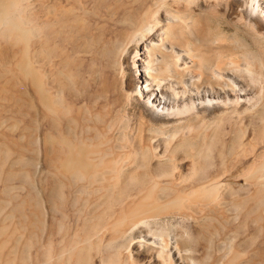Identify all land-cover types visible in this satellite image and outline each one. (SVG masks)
Masks as SVG:
<instances>
[{
    "label": "rangeland",
    "instance_id": "374dc122",
    "mask_svg": "<svg viewBox=\"0 0 264 264\" xmlns=\"http://www.w3.org/2000/svg\"><path fill=\"white\" fill-rule=\"evenodd\" d=\"M225 1L231 2L232 0H229V1L225 0ZM0 2H7V4L9 2H11L10 3L11 6L9 8L13 13L16 12L15 13L16 15L15 14H12V15L9 14V15L3 16L4 11L2 12V10H0V12L2 13V16L4 18L6 16H7V18L9 17L10 19L12 17H14V19L18 18L19 22H18V20H14V21L16 22V24H18V26H20V30L18 29V27L15 28L14 24H13V23H15L14 21H11L7 18L6 19L2 18L1 14H0V18H1L0 19V72H1L0 73V81H1L0 82V85H1L0 92H2V93H0V110H1L0 111V205L4 206L3 208H1V206H0V209H1L0 210V216L2 217V218L0 217V224L3 220H5L4 221L5 224H6V222H7V224L10 223L8 217H6V215L8 216V214H7L8 211L6 212V210H8V208H10L9 205L11 206L12 204H14V201H13L14 198H15V200H19V198L21 200V199H24V196L25 197L28 196V198H29L30 195H28V194H31L30 198H32V200H35V201H33L34 203H32V201H31L32 205L34 204L32 207L33 208L36 207L35 209L39 210L40 207L42 208V206L44 205L43 210L45 211L44 212V211L39 210L38 215H39V219H40V222H39L40 225L38 224L37 227L33 230V232L31 234H28L23 229H19V231L15 232V234H13V242L11 243L12 245L11 244L2 245V246L0 245V261H1L0 264L1 263L2 264H6V263L12 264L13 262H14L13 264H56V263L60 264L61 259H64L66 262L68 261L67 263H65V261L63 262V260H62L63 264H75V263L76 264H101L104 260V257L109 255L108 253H110L111 250H112L113 254L112 253H110V254H112V255L116 254V255H118V257L120 256L121 259H123V260L125 259V261H127V262L129 261L128 262L129 264H131V263L145 264V262L151 257H154V259L159 258L158 261L154 262V264H161L163 258L161 260V257H157V254L161 253L163 256L164 255L167 256L168 254H171L172 252H174V253H172L170 256H171V259H173V263L175 262L174 264H184V263L185 264H194L193 261L196 263H198V261H199V264H201L200 263L201 261H202V264H215V263L216 264H233V262H231L232 260L230 258L234 259V262L236 261L235 264H237V262L239 260H240L241 264H250V261H249L250 258L252 260H254L253 264L254 263L255 264H264V258H263L264 257V241H262V240H264V237H263L264 236L263 235V233H264V219H263L264 218V39L258 37L255 34L251 22H248L244 19H238L237 22L236 21L230 22L231 18L229 15H226L224 17L223 15H220L217 13V14L211 15V17L203 18L204 20L202 19L204 29L208 30V34H209V36H206L207 31H203L204 32L203 35H205V37H206L204 39H203L202 35L198 34V32H197L198 31V29H197L198 25H197V27H195L196 22L193 21L192 19H191L192 21L190 20L192 22V24H191V22L188 21L190 23V24L189 23L188 24L192 25V27L189 26V28H188V30L190 29L191 31L190 30L188 31L183 26L181 27V29L175 28V30H173V35H170V34H164L163 35L162 31H160L161 36L162 37L164 36V38H166V39L172 40V37H175V38H178L179 40H190V42H192L194 47H196V46H202L203 47L204 46V48H207V49H208V46L205 47L204 42L207 43L208 40H210L216 36L223 41V37L226 35L224 38H225V41H227V42H225V43L227 46L230 45L229 47L234 50V51L233 50H230V51H232L233 53L235 52V53L234 54L232 53L231 57H225V59H224V57L220 56V58H222V59H220V58L218 59L217 53L215 51H212L211 53H213V54L210 53V56H211L210 58L213 57V61H218V62L221 61L220 63H222V61H223L222 64H224V65H227L229 63L228 61L231 62L233 59H235L232 61L233 63L239 62L236 64V66L238 68H236V66H233V68H234L233 69L231 66H228V68L231 67L228 70L230 71V69H232L230 71V73L231 74L234 73L235 74V76L233 74L234 78L237 77L236 79H238L239 89L241 92L243 91L242 93H244V96L242 97V99H240L241 101L242 100L243 101L242 102L239 101L238 102L239 104L238 103H236V104L235 103L234 104L228 103L225 107L220 108V109L210 108L209 111H207V114L210 115L213 111H215V112H217V114H219V118H210V116H206V119L204 120L205 123L202 121L203 124L200 122L199 124L196 125V127L192 128L191 130H184V131L179 132L177 130L180 129L182 125L180 123L173 122L174 120H179L177 118V117H179L178 116L179 113H178L177 109H175V108H174L175 109L174 112H172V115H171V117H173V118L169 117V118L165 119L163 117H157V118L151 119V110L147 104L148 99L144 97L143 79L140 78V76H139V72H141V69L139 68L138 65L141 64L140 61L142 60V57H143V56H141V54L143 52V45L140 44L137 48L138 54H139L138 59L140 61L133 59V51L137 47V41L140 39L139 42H143L142 44L148 42L153 37L154 33L159 32V27L157 25H153V26L151 25V26L143 29L139 33L137 38L134 39L133 41L129 42L128 44H125V42L121 43V42H119V40L117 38L118 31H120L123 27V24L121 23V19H119L116 16H113L110 13V9L108 7L102 6V4H100V3H98V5L95 6L94 4L90 3L91 0H75L76 3H79V5H80L79 7L81 9L79 12L80 16L75 18L74 22L72 24V25H74L75 23L78 22L77 23L78 25H76V24H75L76 26L74 25L76 27V33L77 34H76V36L70 37L67 35V34H69V32H66L64 36H63V34L60 36L58 33L55 32L54 35H56V36L59 35L58 36L59 38H58V37L53 35V32H51L53 29L50 30V28L49 29L47 28V30L43 34H39L38 32L42 33L39 30V28L41 27L42 23H44V22L41 19L40 20L42 22L40 20L36 21L34 19H30V17H31L30 13L35 8H37V10H38V7H39V9L41 8L40 3L38 4V1L36 2V0H33L31 2V0L30 1L29 0H0ZM31 3L33 6L37 3L36 7L35 6L32 7L30 5ZM251 3L253 4L254 2L252 1ZM13 4H14V6H13ZM0 6H1V3H0ZM28 6L31 8H34V9H30ZM159 6L160 7H159L158 14L154 20L163 21L165 19V17H174L176 15V14H173V13H175L174 12L175 11L174 5L171 4L169 1L162 2L159 4ZM1 7L3 9V6H1ZM28 8L31 10V12ZM68 8H69V5H68ZM11 11H9V12L11 13ZM21 13H24V14H21ZM4 14H5V12H4ZM19 18H21V19H19ZM27 18H29L30 20ZM83 18H85V19H83ZM224 18H225V20H224ZM263 19H264V16H263V14H261L260 18H258V22H257L260 25V27H264ZM30 22L31 23L33 22V23L31 24ZM34 22H36L37 24H38V22H40L39 23L40 26L36 25V23H35V25L37 26V27L35 26L36 29H34ZM32 25H33V27H32ZM86 26H88V28ZM21 28H24V29L21 30ZM30 28H31V30H30ZM192 28H194V30ZM86 29H88V30H86ZM24 30H26L27 33L29 32V30L31 33L33 32L34 34L33 33L31 34L29 32L31 34V37L33 36V38L29 37L28 34H26ZM84 30H86V31H84ZM184 30L186 32H189L188 33L189 35H187L185 32H183ZM20 31L21 32L24 31V33L23 32L21 33ZM194 31H196L195 33L197 35L194 34ZM19 33L22 36L27 35L26 37L27 38L29 37V38L27 39L26 37H21L19 35ZM38 34H39V36H38ZM91 34L93 37L91 36ZM17 35H19L21 38H23V41H22V39H21V41H19L20 37L19 36L17 37ZM40 35L42 36L43 40H42V38H40ZM44 35L49 36L47 39L48 45L52 46L54 43V45H55L54 47H56L55 49H59V50L62 49L64 51V54L66 55L65 60L62 59L60 61L59 58H61V57H56V59L54 58L55 60L53 61V63L55 62L54 63L55 67H54V64L50 65V64H52V61L50 60L52 58L47 59V61H45V65L47 64L46 66L42 65L43 63L41 64L40 61H38L37 65H35L37 62L34 64L37 67H40V65H42L41 66V70H42L41 81L43 82L44 79L47 78V80H45V83L43 82L42 85L44 84L43 88L46 89L45 90L46 92L49 91L48 93H50V94H52V92H53L52 95H55L56 87L58 84L57 82H59L60 77H62L64 75L63 76L64 81L62 80V82H64L66 84V88L68 90L65 88L66 90H64L63 95L61 94L62 99H64L63 100L64 103L62 102L60 108L58 107V113L57 114H55L54 112L52 114L47 112L45 105L43 104L44 100H43L41 94L40 93H39L40 95L37 94L35 89L33 88V84H31L33 81V77H32V74H29V73L31 72L32 67L28 68L29 64L30 65L33 64V61L31 60V57H32L31 53H33V51H32L33 50L32 49L33 43L36 41V43H34V45H36V47L39 48V45L41 46L43 44V41L46 40L44 38ZM34 36H36V37H34ZM194 36H195V38H198V39L200 38L201 40L200 39L199 40L194 39ZM9 37H11V38H9ZM38 37H39V40L38 39L35 40V38H38ZM77 37H79V38L77 39ZM25 38L27 39V40H25V41H27L26 43L24 42ZM30 39L32 40V43L30 41L28 42V40H30ZM196 40H197V42H196ZM69 41H70V43H69ZM75 41H78V42H75ZM193 41L198 43V45L196 43H194ZM27 43H30V44H27ZM74 43H75V45H74ZM84 44L86 46H84ZM113 45H114V47H116V50H117V48H119V49L121 48L119 53L117 54V56H115L116 58L113 56L114 54H111L110 48H109V47H112ZM127 45H128V47H127ZM24 46H26L25 47L26 50L32 49L31 50L32 52L27 50L30 53L29 52L28 53L25 52L26 54L23 52L20 53V51H23ZM71 46L73 47L74 50L72 49ZM27 47H29V48H27ZM83 47H85V48H83ZM26 50H24V51H26ZM17 51L19 54H17ZM6 54H8V55H6ZM78 54H79V56H78ZM17 55H19V56H17ZM28 55H29V57L31 55L30 59L27 58ZM67 55L68 56L70 55V57H68ZM77 57H79V58H77ZM17 58L18 59L20 58L19 61ZM21 59H23L24 62H21L22 61ZM71 59H73V60H71ZM227 59H229V60L227 61ZM82 60H83V62H82ZM27 61H29V62L27 63ZM72 61H75V62L71 63ZM243 62H244V64H243ZM18 63H20V64H18ZM61 63H63V64L61 65ZM75 63H76V65H75ZM133 63L135 64L136 68L133 66ZM248 63L249 64L251 63V65H249ZM23 64H24V66H23ZM66 64H67V66H66ZM81 64H83V65H81ZM239 65H241V67ZM50 66H52L53 69ZM62 66L64 69L62 68ZM68 66H70L71 68H73L74 66L75 67L73 69H71L70 67L68 68ZM108 66H109V68H108ZM45 67H48V68L50 67V69L46 68V70H43V69H45ZM224 67H226V66H224ZM67 68L71 69V71L73 72V77L69 78L65 75L66 74L65 71ZM243 68L244 69L246 68V69L244 70ZM61 69L63 72L59 71ZM79 69H80V72L78 71ZM102 69H105L106 71L102 70ZM49 70H51L52 72ZM82 70H84V71H82ZM53 71H55V72H53ZM50 73H52V74H50ZM76 77H78V78H76ZM75 79L76 80L78 79V80L76 81ZM106 80L115 81L116 84L119 86L121 83H123L124 84L123 85L124 86L123 92H121V90L119 88L117 93L121 94L122 97L124 94H127L128 99H125L126 101L123 100L122 104H119L115 107L112 106V107L108 108L107 105L109 104V102H107V101L110 100V102H111L112 100L116 99L118 96H117V94L112 93L111 90L108 91V90L102 89L103 84L105 83L104 81H106ZM46 81L48 82V84L46 83ZM46 85H48V86L46 87ZM53 86H55L54 89H53ZM100 86H102V87H100ZM4 88H5V90H3ZM7 88H9V89H7ZM74 89L77 91H75ZM7 90H8V92H7ZM137 91H139L140 96L137 95ZM98 95H100L99 100L97 98ZM15 96H17L18 99H16ZM6 98H8V99H6ZM10 98L13 100H11ZM15 100H16V102H15ZM71 100H73L74 102ZM68 101L69 102L71 101V102L69 103ZM14 102H15V104H14ZM65 103H68V104H65ZM10 104H12V105H10ZM62 104H64V105H62ZM104 104H106V106ZM66 105L70 106V109L67 108ZM80 105H82V107ZM97 106L98 107L99 106L105 107V110H103L101 113V114H103L102 116H98V114H95L96 112L94 110L96 108H97V110L99 109ZM86 107L89 108V110H86V112H85L84 109H87ZM111 108H113V109H111ZM180 108L181 107H178V110H180ZM92 109H94V110H92ZM62 110L64 113H62ZM67 111L70 112L71 116H68L70 114ZM91 111H93V112H91ZM71 112L73 114H75V116H73V114ZM65 113H66V115H65ZM175 113H178V114H175ZM173 114H175L177 117H175ZM60 115H62V116L60 117ZM66 116H68V117H66ZM78 116H80V117H78ZM51 118H53L54 122L56 123V129L55 130L53 129L52 135H54V136L57 135V137L59 136V134L69 136L68 138H70V140L73 141L72 143L74 145H77L80 147L77 149L79 151L74 150V149H70L72 147H69L67 145H65L66 146V150H65L64 144L59 145L57 143H54L55 145L53 146V144L48 143V141L46 142V139L44 136H46L45 134L48 131V127H49L48 124H49V121L52 120ZM70 119L73 122H71ZM74 120H76L77 123H76V121L74 122ZM79 124H80V126H79ZM88 125L93 129H91ZM170 125H172V126L170 127ZM94 126H96V127L98 126V128H94ZM99 126H101V127H99ZM162 126H164V127H162ZM76 127H78V128L75 129ZM78 129L80 130V132ZM95 130H96V132H94ZM76 132L78 134H76ZM89 134H90V136H89ZM149 134L150 135L152 134L151 137ZM87 135H88V137H87ZM99 138L102 141H104L103 144H99V143H102L100 140L98 141ZM103 138H104V140H103ZM113 138H114V142L112 143ZM122 138H123V140H122ZM28 139H30V140H28ZM29 141H32V142H29ZM74 141L75 142L78 141V142L75 143ZM107 141H108V143H106ZM149 141H150V143H148ZM27 142H29V144ZM79 142L81 145L80 144L78 145ZM110 142L112 144H109ZM17 143H19V144H17ZM148 144H149V146H148ZM16 145L18 146L17 148H16ZM29 145H31V146H29ZM57 145L60 149L57 147ZM83 145L84 146L87 145L88 147L86 146V148H85ZM101 145H103V146H101ZM50 146H51V148H50ZM92 146L93 147L96 146V147L93 149ZM99 146H100V148H99ZM115 146H116V148H115ZM108 147H110V148H108ZM148 147L150 148V150L147 149ZM84 148L86 149V152H85ZM101 148L103 151L105 150L106 154H103L104 152L101 150ZM48 149H49V152H48ZM63 150L67 151V152H64ZM97 150L102 151V155L100 154L101 152L99 153ZM114 150H116V151L114 152ZM38 151L40 153H38ZM71 151H72L73 155H82L85 153V156L84 155L83 156H84V159L86 160V162L88 163L89 167L94 166L97 170H99L98 171L99 172L98 174H100L99 177L97 175L95 177L97 179H95L93 177L91 178V179H94L96 181L98 180V182H99V183L96 182L97 184L95 183V181L92 183L94 188L91 186L92 184L88 183V182H92L93 180L92 181L88 180V179L86 180V178H85V181H87V182H84V178H82V179L80 178L79 181H77V182L81 183L80 184L81 186L79 184H76L75 180H73L70 184V182H67L64 179L60 178L59 176H56V174H54L53 171L50 169V166H49L50 163L48 160L49 155H51L54 152L55 154L59 155V157L61 158V157L67 156L68 153H70ZM81 151H83V152H81ZM124 151L126 153V156H124ZM77 152H79L80 154H77ZM118 152H120V155L122 153V155L120 156ZM90 153H92V154L95 153V155L93 154V156H92V155H90ZM115 153H117V154H115ZM127 154H128V156H127ZM98 155H101V157ZM113 155H115V156H113ZM101 158L106 159V160H103V159L101 160ZM124 161H126V162H124ZM138 161L140 163H138ZM114 163L115 164L117 163V164L115 165ZM123 163H124V165H123ZM104 164L105 165H107V164L112 165L113 164L114 166L112 168L113 169L115 168L114 170L118 171L117 173H118L119 177L117 174H114L113 172H109L108 171L109 169L103 168ZM137 164L140 166H137ZM122 167L124 169H122ZM126 170H127V172H126ZM8 172H10V173L8 174ZM14 172H16V173H14ZM135 172H137L139 175L137 176ZM104 173H105V175H104ZM121 173H123V174H121ZM128 173H129V175H128ZM130 173H133V174H130ZM7 174H8L9 179L7 178ZM11 174H12V177H11ZM106 174H108L109 177ZM120 174L121 175L125 174V176H121ZM194 174L198 178H195L196 176H194ZM103 175L105 178L107 177L106 178L107 180L109 179V182H110V180H112L110 183L114 182L113 180H116L119 178L118 181L115 182V184H114L115 186H116V184H119V186H117V188H116L113 185V186H109V188L106 187V190L103 189L102 188L103 184L109 183V182H107V180H105ZM111 175H113V179H112ZM126 175H127V177H126ZM130 175L133 177V179H132V177H130ZM133 175L135 176V178ZM171 175H172V177L170 178ZM90 176H92V175H90ZM90 176H88V178H90ZM156 177L158 179L161 178V182ZM193 177L195 178V182H193L194 186L190 182L191 179H192V181H194ZM206 177H207V179H206ZM122 178H124L125 180L123 179V181H122ZM137 178L139 179V181ZM174 178H175V180H173ZM188 178H189V182H187ZM213 178H214V181L211 180ZM103 179H104V183H101V182H103ZM130 179H132V181H131L132 183H130ZM134 179H137L138 183L136 182V180L133 181ZM62 180H63V182H62ZM141 180L145 181V182H142L143 184H141V186H140L138 184L141 182ZM164 180H168V181L166 182ZM208 180H209L208 183H211L209 185L206 183ZM250 180H251V182L252 181H254V182L251 183ZM121 181H122V184L119 183ZM125 181L126 182L129 181V182L126 183ZM175 181H176V183H175ZM211 181L214 183H212ZM215 181L216 182L219 181V182L216 183ZM248 181H249V184H248ZM153 182H156V183L160 182V183H158V186L160 187L159 191L160 190L161 191L159 192L157 190L158 188L156 189V192L154 191V195H155V193H157V194L160 193L163 196L162 197L159 194V196L157 195V198L155 197L157 200L161 199L158 201L159 203H162V202H160V201H163L162 198L167 197L168 198L167 201H170L169 198L173 199L176 195L181 193V196L185 197V199H184L185 201L183 202V199H181V198H180V201H182L184 205L186 204V206H188L190 204L188 198H191L190 201H194V202H191V203H193L192 204L193 206H191V204L188 207H186L184 205L181 206L180 205L181 202H179L178 203L179 206L177 208H174L176 210L178 209V211L174 210V212H173V209L165 208L167 210L170 209V211L165 210V212H164L162 210L163 212L161 211L162 215H160V217H158L159 215L154 216L152 218L148 217L149 219L147 218V220H144L143 223L140 224L141 226L143 225L144 227H141L140 225H138L137 227H135L136 229L133 228V230H131L129 233H127L125 237L121 238L118 241L114 237L115 234H114L112 225H113L119 211L116 210V212H115L114 209H116V208L118 209L119 205H120V208L118 210H121V207L124 205V203L126 205L129 202V200L132 197H134V195L136 196V198L134 197L135 201L138 199L137 194H140V196H139V199H140V197L142 196L141 191H140L142 189V187L145 186L144 187V191H145L147 189V186H148V188H150L151 187L150 184ZM169 182L171 185H172V182L177 184V186L175 184H173V186L175 185V187H174L175 189H173L171 186L169 187L170 184H167ZM202 182H204V183L201 185ZM86 183H88L89 187H86L87 186ZM165 183L168 186L165 185ZM198 183L200 185H198ZM250 183H251V185H250ZM46 184H48V185L46 186ZM124 184L125 185L129 184V185L125 187ZM134 184L137 185V188H136V186L135 187L133 186ZM188 184H190V186ZM212 184H215V187H217V189L213 188L214 185H212ZM203 185H204V187H203ZM120 186L121 187L124 186L125 189H121ZM163 186L168 187V188H166V187H164V188L169 190V192L167 190H162ZM191 186L194 188L199 187L200 189L202 186L203 188L201 190L199 188H196V189L200 190V194L203 192L204 188H205V191H207L209 189L211 192V196H210V192H208L209 194L206 192L205 193V194H207L206 196H205V194H203V196H205L206 199L201 198L202 194H201V196H200V194H198L200 196V198H198L199 196L195 197V198L193 197L194 200H192V197L188 196V194H190V192H191L193 196H197V194L195 192L198 190H196V189H195V191L192 190L193 188L191 189ZM81 187H83V188H81ZM84 187H85V189H84ZM152 187H153V185H152ZM176 187H179L178 190H176L177 189ZM88 188H90V189L92 188V190H88ZM98 188H99V192H98ZM110 188H112L111 191L112 190L113 191H112V194H110L111 196H108L109 191L107 192V190H110ZM113 188H115V191ZM170 188H172L171 189L172 191H170ZM212 188H213V190H212ZM68 189H70V190H68ZM94 189L96 190V192H98V193L95 192V195H98L99 199L97 197H95V195H94L95 190ZM117 189L118 190L120 189L122 191L121 192L117 191ZM137 189H139V190H137ZM183 189H184V191H183ZM30 190H31V192H30ZM45 190H46V192H45ZM78 190H80V191H78ZM85 190H88V191L85 192ZM173 190H175L176 192H173ZM214 190H216L218 192L217 193L218 195L215 194L216 192ZM252 190H253V192H252ZM89 191H91V193ZM136 191H138V192L140 191V193H136ZM180 191H183L184 193H182ZM213 191H214V193H213ZM9 192H10V194H9ZM22 192H23V194H22ZM63 192H65L66 194H64ZM88 192L90 195L88 194ZM101 192L103 194H100ZM130 192L134 193V195H130ZM60 193H61V195H60ZM62 193L64 195H62ZM104 193H105V195H104ZM166 193H167V195H166ZM212 193L217 195V196H215V195L213 196ZM17 194H19V195H17ZM74 194H76V196ZM81 194L83 197L81 196ZM113 194L117 195L116 198L113 197L114 196ZM163 194H165V195H163ZM182 194H187V196H185V195L183 196ZM194 194H196V195H194ZM253 194L256 196H259V197L254 196L253 198H251ZM7 195L8 196L11 195L12 198H11V196L8 197ZM103 195L106 197H104L103 201H102V199L100 197ZM33 196L35 198L38 197V199L36 200ZM61 196H62V199L60 198ZM64 196L65 197L67 196L66 197L67 198L66 204H65ZM77 197H78V199H77ZM208 197H210L209 198L210 201H209ZM53 198L57 199V201L55 199H54L55 201H53ZM128 198H130V199L128 200ZM134 198H132V200H134ZM196 198H198V200L201 199V202H202V203L200 202L201 204L198 202L199 204L198 203L196 204L198 206L194 205V203H196V201H198ZM234 198H236V199H234ZM242 198L244 200L249 198V200H251V205L246 204V202L249 203L248 200L245 202V204L247 206L243 204L244 203V201H243V203L241 202L243 207H242V205L240 206V208L242 207V210L238 208L234 211V206L237 205L236 204L237 202L235 203V201H238L239 199L241 201V200H243ZM95 199H97L99 202L101 200V202L99 203L100 205L97 204V205H99L98 208H97V205H95L97 202V200H95ZM211 199L212 200L214 199L215 201L213 200L214 202H211L212 201ZM41 200H43V202L45 204ZM72 200H74L75 202L73 201V203H72ZM132 200H130V201H132ZM165 200H166V198L164 199V201ZM232 200L234 202H232ZM252 200H253V202H252ZM10 201H12V202L10 203ZM51 201L54 203V205L52 204ZM61 201L62 202L64 201V205H66V207L63 204L61 205ZM135 201H133L131 203L129 202L126 206L131 205ZM164 201H163V203H164ZM167 201H165V202H167ZM206 201L207 202L209 201V203H208L209 205L204 203ZM55 202L57 205H60V207L56 206ZM187 202H189L188 205H187ZM6 203L8 206L6 205V207H5L4 204H6ZM105 203H109V205L106 204L107 205L106 206V205H104ZM232 203H233V205H232ZM110 204H111V206H110ZM203 204H206V205H203ZM254 204H257V205H254ZM125 205L122 207V209L126 208ZM37 206H39V207L37 208ZM50 206H53L54 208H52ZM230 206L232 207L231 213H230V211H231ZM80 207H81V209H80ZM92 207H94V208H92ZM49 208H51V210ZM55 208L58 209V211ZM180 209H182V211ZM228 209H229V211H228ZM78 210H79V212H78ZM98 210H99V212H98ZM210 210H212V211L209 212ZM214 210L217 211L218 214ZM237 210L239 211L240 215L237 213L238 212ZM53 211H54V214L52 215ZM166 211L168 213L170 212L169 214H171V211H172L173 214L169 217V214L167 213L166 214L167 216H165L164 214L166 213ZM225 211H227V212H225ZM240 211H242V212H240ZM40 212H42V215H40ZM62 212H63V214H62ZM101 212H102V217H100ZM179 212H182V213L179 214ZM203 212L206 215L208 213L211 216V218L212 217L213 218L212 219L205 218V216H203V214H204ZM93 213H95V214L93 215ZM212 213H213V216L211 215ZM225 213H227V214H225ZM229 213L231 214V216ZM233 213H235L239 217L237 218V216ZM246 213L249 216H247ZM45 214H46V216H45ZM110 215H111V219L115 218L113 221L109 219ZM209 215H207V216L209 217ZM258 215H263V217H262L263 220ZM97 216H99L100 218H98ZM112 216H114V217H112ZM188 216L189 217L191 216V218L189 219ZM224 216L226 217V219H225V221H222L225 218ZM182 217H184V218H182ZM196 217H197V219H195ZM229 217H231V218H229ZM249 217H251V218H249ZM44 218L46 220V224H45ZM158 218H161V219H158ZM198 218L203 219V221L201 219H198ZM234 218H236V219H234ZM256 218L257 219L259 218L262 221H260L259 219L256 220ZM100 220H101V223H99ZM194 220H196L197 222L196 221L194 222ZM232 220L235 224L232 222ZM243 220H245L246 223H244ZM200 221H202V222H200ZM205 221H206V224L204 223ZM256 221H260L259 224L258 223L256 224ZM219 222H221V224ZM225 222H226V224H225ZM198 223L201 226H203V228ZM203 223L205 226L203 225ZM249 223H251V224H249ZM44 224L48 225V226L45 227ZM58 224L61 226H58ZM145 224H147V225H145ZM242 224L243 225L245 224V226L246 225L247 226L245 228H243V226H241ZM51 225H53L52 226L53 228L51 227ZM207 225H208V227H207ZM138 227L140 229L138 231H136L138 229ZM198 227L202 228L203 230L202 229L200 230V228H198ZM205 227L207 228L206 232H205V230H206ZM255 227H259V228H255ZM58 228L61 231L58 230ZM226 228H228V229H226ZM45 229H47V230H45ZM48 231H51V233H52V236L49 240L51 242V244L54 246V247L52 246V249H51L52 254L46 258L40 257L41 258V259H39L40 262H39V260L36 262L35 261L36 259L34 257L35 249H38V247L41 243L46 242V237H47ZM56 231H58V232H56ZM134 231H136V232H134ZM19 232H20V234H19ZM44 232L46 233V235H44L45 234ZM59 232H60L61 236L58 234ZM156 233H157V235L159 234L157 237H155ZM204 233H205V235H204ZM252 233H254V234L257 233V234L252 235ZM7 234L9 235L10 233L8 232ZM152 235H154V236H152ZM162 235H163V237H162ZM62 236H64V239L65 238L66 239L65 240L62 239L63 238ZM79 237L81 240L79 239ZM158 237H162V238H160V242H158L159 241V239H157ZM172 237H173V239H172ZM42 238H44V239H42ZM164 238H165V241H164ZM194 238L197 241H194ZM246 238H248L249 240H247ZM161 239L163 242H165L167 244V246L168 245L169 246L167 247L165 243L162 244ZM166 239H167V242H166ZM200 239H201V241H198ZM72 240L73 241L75 240V241L73 242ZM151 240H153V241H151ZM168 240H170L172 243ZM230 240H231V242H230ZM64 241H66V242H64ZM121 241H122V243H121ZM144 241H146V242H144ZM223 241H225L224 242L226 244L225 247L223 246L224 245ZM139 242H143V243H139ZM152 242H154V243H152ZM175 242L178 243V245H179L178 247L176 246L177 244H175ZM66 243L67 244L69 243L70 246L77 243L78 246L77 245L74 246V249H73V247H71V249L76 250L78 247L77 250H79V248H80L81 253L80 254L75 253V255H74V252L71 249H69V245H67ZM71 243H72V245H71ZM160 243H161V245H160ZM19 244H20V246H19ZM155 244H156V246L158 245L157 246L158 249L156 248ZM241 244H242V247H241ZM159 245H160V247H159ZM221 245H222V247H221ZM237 245H240V248L236 247ZM33 246H34V248H33ZM174 246L177 249H175ZM228 246L230 248H231V246H233L232 248L236 247V248H234L233 253H232V251H233L232 249L229 252L226 251V250H230V249H228L229 248ZM60 248H61V250H59ZM161 248H164L165 250L164 249L161 250ZM179 248L182 249V251ZM28 249L33 250V251H30ZM122 249H124V250L122 251ZM169 249L171 250V253H170ZM173 249H175V250H173ZM235 249H237L240 253L242 252L243 254H240L239 252L237 254ZM243 249H245V250L243 251ZM8 250H10V251H8ZM114 250L118 253H115ZM156 250H158V251H156ZM178 250H180V251L178 252ZM183 250L186 252H184ZM246 250H247V253H250V254L252 252L254 253L255 251H256V253L251 254V256H250V254H248V255L246 254L247 256H244ZM248 250H250V252H248ZM59 251L61 254L58 253ZM67 251H68V253H67ZM71 251L73 252L72 253L73 256L71 254ZM84 251H85V253H84ZM129 251L132 254H129ZM75 252H79V251H75ZM166 252H167V254H166ZM182 252H184V254H182ZM218 252H220V253H218ZM13 253L15 255H13ZM77 254H78L79 260L76 259ZM185 254L188 255V257L190 259L187 257H184V256H186ZM231 254H232V256H231ZM70 255L72 256V258H69ZM152 255H154V256H152ZM239 255L243 258H241ZM15 256L16 257L18 256V258L16 259ZM74 256H76V257L74 258ZM166 256H164V257H166ZM229 256H231V257H229ZM57 257H59V258L62 257V258L59 259ZM183 257L185 258L184 260H183ZM256 257H259V260H258V258L256 259ZM236 258L238 260H236ZM130 259L133 261L130 262ZM229 259L231 260L230 262H229ZM245 259H246V263H245ZM247 259H249L248 260L249 263H248ZM255 259H256V261H255ZM184 261H186V262H184ZM238 264H239V262H238Z\"/></svg>",
    "mask_w": 264,
    "mask_h": 264
},
{
    "label": "bare ground",
    "instance_id": "6f19581e",
    "mask_svg": "<svg viewBox=\"0 0 264 264\" xmlns=\"http://www.w3.org/2000/svg\"><path fill=\"white\" fill-rule=\"evenodd\" d=\"M30 1V0H29ZM33 0H31V2H32ZM38 1V4L40 3V9H39V7H38V10H37V8H31V7H29L30 9H34L32 12H31V10H30V16L32 17H30V19H34V20H42L44 23H42V25H41V27L39 28V30L42 32V33H40V32H38L39 34H43L46 30H47V28L49 29L50 28V30L51 29H53L51 32H53V35H54V33L56 32V33H58L60 36L63 34V36L65 35V33L66 32H69V34H67L68 36H70V37H72V36H76V25H78L77 23H75L74 25H72L73 24V22H74V19L75 18H77L78 16H80L79 15V12H80V5H79V3H76L75 2V0H36V2ZM97 1V2H96ZM165 1H169L171 4H173L174 5V12L175 13H173V14H176L174 17H165V19L163 20V21H156V20H154L155 19V17L157 16V14H158V11H159V4L160 3H162V2H165ZM229 1V0H228ZM254 2L253 4L251 3V2ZM88 2V1H87ZM1 3V6H3V9H2V7L0 8V10H2V12L4 11L5 12V14H4V12H3V16H5V15H9V14H15V13H13L11 10H10V6H11V2H9L8 4H7V2H0ZM30 3V2H29ZM82 3V2H81ZM90 3H92V4H94L95 6L96 5H98V3H100V4H102V6H104V7H108L109 9H110V13L113 15V16H116V17H118L119 19H121V23L123 24V27H122V29L120 30V31H118V35H117V38H118V40H119V42H121V43H123V42H125V44H128L129 42H131V41H133L134 39H136L137 38V36L139 35V33L143 30V29H145V28H147V27H149V26H153V25H157L158 27H159V32H156V33H154V35H153V37L148 41V42H146V43H144V44H142L143 42H139L140 41V39L137 41V47H136V49L133 51V59L135 60H139L138 59V50H137V48H138V46L141 44V45H143V52H142V54H141V56H143L142 57V60L140 61L141 62V64H139L138 66H139V68L141 69V72H139V76H140V78H142L143 79V83H144V88H143V90H144V97L145 98H147L148 99V101H147V104H148V107H150V110H151V119L152 118H157V117H163V118H165V119H167V118H169V117H171V115H172V112H174V110L175 109H177V111H178V113L180 114H178V113H175V114H178V116L179 117H177L175 114H173L175 117H177L179 120H174L173 122H176V123H180L182 126H181V128L180 129H178L177 131H179V132H181V131H184V130H191L192 128H194V127H196V125L197 124H199L200 122L202 123V121L204 122V120L206 119V116H210V118H219V114H217V112H215V111H213L210 115H208L207 114V111H209V109L210 108H218V109H220V108H223V107H225L228 103H238L239 101H241L240 99H242V97L244 96V93H242L241 91H240V89H239V85H238V79H236V78H234V76H235V74H234V76H233V74H231L230 73V71L232 70V69H230V71L228 70L229 68H233V66H236V64L237 63H239V62H236V63H233L232 61L233 60H235V59H233L231 62L230 61H228L229 59H227V61L229 62L227 65H224V64H222L223 63V61H222V63H220V62H218V61H213V57L212 58H210L211 56H210V53L212 52V51H215L216 53H217V55H218V59L220 58V56H222V57H224V59H225V57H231V55H232V51H230V50H233L232 48H230L229 46H227L226 45V43L225 42H227V41H225V36L223 37V41L221 40V39H219L217 36L216 37H213L212 39H210V40H208L207 41V43H205L204 42V44H205V47L206 46H208V49L207 48H204V46L202 47V46H196V47H194L193 46V44H192V42H190V40H179L178 38H175V37H172V40L170 39H166V38H164V36L162 37L161 36V33H160V31H162V33H163V35L164 34H170V35H173V30H175V28H180L181 29V27L183 26L184 28H186L187 30H188V28H189V26L190 27H192V25H189L190 23L189 22H191L192 20L193 21H195L196 22V26L195 27H197V25H198V34H200V35H202V37H203V39L204 38H206L205 37V35H203L204 34V32L203 31H207V35L206 36H209V34H208V30H205L204 29V25H203V18H205V17H211V15H213V14H220V15H223L224 17L226 16V15H229L230 16V22H234V21H236L237 22V20L238 19H244V20H246V21H248V22H251V24H252V27H253V30H254V32H255V34L258 36V37H260V38H262V39H264V27H260V25L257 23L258 22V18H260V15L261 14H263V16H264V0H232L231 2H227V1H225V0H91V2ZM89 3V4H90ZM37 4V3H36ZM36 4L34 5L35 7H36ZM32 7H34L33 5H32V3L30 4ZM68 5H69V8H68ZM13 6H14V4H13ZM25 10V9H24ZM9 11H11V13L9 12ZM93 11V10H92ZM24 12V11H23ZM8 13V14H7ZM18 13V12H17ZM29 13V12H28ZM27 13V14H28ZM82 13V12H81ZM0 14H1V17L2 18H4L3 16H2V13L0 12ZM19 14V13H18ZM21 14H24V13H21ZM84 14V13H83ZM87 14V13H86ZM91 14V13H90ZM172 14V15H173ZM10 15V16H11ZM16 15V14H15ZM19 16V15H18ZM24 16V15H23ZM204 16V17H203ZM16 17V16H15ZM21 17V16H20ZM27 17V16H26ZM85 17V16H84ZM222 17V16H221ZM7 18V16L4 18V19H6ZM1 19V18H0ZM7 19H9V20H11V21H14V20H18V18H15L14 19V17H12L11 19L8 17ZM19 19H21V18H19ZM27 19H29V18H27ZM29 19V20H30ZM82 19V18H81ZM83 19H85V18H83ZM192 19V20H191ZM203 19V20H202ZM213 19V18H212ZM40 20V21H41ZM78 20V19H77ZM76 20V21H77ZM191 20V21H190ZM224 20H225V18H224ZM41 21V22H42ZM87 21V20H86ZM189 21V22H188ZM243 21V20H242ZM263 21H264V19H263ZM15 22V21H14ZM18 22H19V20H18ZM85 22V21H84ZM88 22V21H87ZM205 22V21H204ZM31 23V22H30ZM33 23V22H32ZM31 23V24H32ZM35 23L36 22H34V29H36L35 28V26L36 25H39V23L40 22H38V24L36 23V25H35ZM189 23V24H188ZM194 23V22H193ZM14 24V27L15 28H17L18 27V29L20 30V26H18V24H16V22L15 23H13ZM81 24V23H80ZM84 24V23H83ZM191 24H192V22H191ZM238 24V23H237ZM247 24V23H246ZM40 26V25H39ZM3 27V26H2ZM32 27H33V25H32ZM37 27V26H36ZM84 27V26H83ZM87 28H88V26H86ZM7 28V27H6ZM22 29H24V28H21V30ZM26 29V28H25ZM193 30H194V28H192ZM30 30H31V28H30ZM30 30H29V32H30ZM86 30H88V29H86ZM86 30H84V31H86ZM190 30V29H189ZM188 30V31H189ZM196 30V29H195ZM25 31V33L26 34H28V36L29 37H31V34L33 33H27V31L26 30H24ZM24 31H22L23 33H24ZM92 31V30H91ZM191 31V30H190ZM21 32V31H20ZM21 32V33H22ZM181 32V31H180ZM183 32H185L187 35H189L188 33L189 32H186L185 30L183 31ZM196 31H194V34L195 35H197L196 33H195ZM6 33V32H5ZM86 33V32H85ZM193 33V32H192ZM219 33V32H218ZM17 34V33H16ZM34 34V33H33ZM37 34V33H36ZM39 34H38V36H39ZM79 34V33H78ZM87 34V33H86ZM175 34V33H174ZM19 35H20V33H19ZM19 35H17V37L19 36ZM58 35V36H59ZM66 35V36H67ZM16 36V35H15ZM21 37H26V36H22V35H20ZM19 36V37H20ZM54 36H56V35H54ZM58 36H56V37H58ZM91 36H92V34H91ZM167 36V35H166ZM193 36V35H192ZM213 36V35H212ZM6 37V36H5ZM20 37V39H19V41H21V39H22V41H23V38H21ZM28 37V38H29ZM34 37H36V36H34ZM48 37L49 36H47V35H44V38L46 39V40H44L43 41V44L40 46L39 45V48H37L36 47V45H34V43H36V41L35 40H39V37L38 38H35V42L33 43V53H31L32 54V57H31V55H30V57H31V60L33 61V64H29V67L28 68H31L32 67V70H31V72L29 73V74H32V77H33V81H32V83L31 84H33V88L35 89V91H36V93L37 94H41V96H42V98H43V104L45 105V108H46V110H47V112L48 113H55V114H57L58 113V107L60 108V106H61V103L63 102L64 103V99H62V97H61V94L63 95V93H64V90H66L67 88H66V84L64 83V82H62V80H63V76L62 77H60V80H59V82H57L58 84H57V87H56V92H55V95H52L53 94V92H52V94H50V93H48V92H46L45 90L46 89H44L43 88V85H42V83L44 82L45 83V80H47V78L46 79H44V81L42 82L41 81V78H42V70H41V66L42 65H45V61H47V59H50V58H52V59H50L51 61H52V64H50V65H53L54 63H53V61L56 59V57H61V58H59V60L61 61L62 59H64L65 60V54H64V51L62 50V49H55L56 47H54L55 45H54V43H53V45L52 46H50V45H48ZM93 37V36H92ZM9 38H11V37H9ZM27 38V37H26ZM24 39V42L26 43L27 41H25V40H27V39ZM31 38H33V36L31 37ZM40 38H42V36L40 35ZM59 38V37H58ZM67 38V37H66ZM79 37H77V39H78ZM189 38V37H188ZM6 39V38H5ZM51 39V38H50ZM54 39V38H53ZM194 39H198V38H195V36H194ZM200 39V38H199ZM198 39V40H199ZM202 39V40H203ZM42 40H43V38H42ZM72 40V39H71ZM201 40V39H200ZM229 40V39H228ZM18 41V42H19ZM31 42L32 43V40L30 39V40H28V42ZM73 41V40H72ZM192 41V40H191ZM12 42V41H11ZM53 42V41H52ZM60 42V41H59ZM75 42H78V41H75ZM86 42V41H85ZM194 42V41H193ZM196 42H197V40H196ZM196 42H194V43H196ZM200 42V41H199ZM202 42V41H201ZM69 43H70V41H69ZM87 43V42H86ZM85 43V44H86ZM104 43V42H103ZM120 43V44H121ZM18 44V43H17ZM27 44H30V43H27ZM39 44V43H38ZM52 44V43H51ZM77 44V43H76ZM83 44V43H82ZM84 44V46H86ZM119 44V45H120ZM197 45H198V43H196ZM22 45V44H21ZM20 45V46H21ZM63 45V44H62ZM74 45H75V43H74ZM200 45V44H199ZM31 46V45H30ZM29 46V47H30ZM60 46V45H59ZM105 46V45H104ZM107 46V45H106ZM122 46V45H121ZM19 47V46H18ZM26 46H24V49H23V51H20V53L21 52H23V53H25V52H32L30 49H27V50H29V51H27L26 50V48H25ZM29 47H27V48H29ZM58 47V46H57ZM72 47V46H71ZM127 47H128V45H127ZM229 47V48H228ZM21 48V47H20ZM19 48V49H20ZM59 48V47H58ZM61 48V47H60ZM66 48V47H65ZM83 48H85V47H83ZM106 48V47H105ZM110 48V52H111V54H114L113 56L115 57V56H117V54L119 53V51H120V49L119 48H117V50H116V47H114V45L112 46V47H109ZM18 49V48H17ZM16 49V50H17ZM64 49V48H63ZM69 49V48H68ZM72 49H73V47H72ZM24 50H26V51H24ZM74 50V49H73ZM109 50V49H108ZM124 50V49H123ZM70 51V50H69ZM106 51V50H105ZM234 51V50H233ZM16 52V51H15ZM29 52V53H30ZM68 52V51H67ZM71 52V51H70ZM90 52V51H89ZM58 53V54H57ZM69 53V52H68ZM83 53V52H82ZM105 53V52H104ZM235 53V52H234ZM233 53V54H234ZM17 54H19L18 53V51H17ZM26 54V53H25ZM67 54V53H66ZM106 54V53H105ZM211 54H213V53H211ZM6 55H8V54H6ZM12 55V54H11ZM71 55V54H70ZM70 55L68 56V57H70ZM17 56H19V55H17ZM78 56H79V54H78ZM234 56V55H233ZM30 57H29V55L27 56V58H29L30 59ZM121 57V56H120ZM55 58V59H54ZM77 58H79V57H77ZM82 58V57H81ZM116 58V57H115ZM216 58V57H215ZM245 58V57H244ZM4 59V58H3ZM18 59V58H17ZM20 59V58H19ZM19 59H18V61H19ZM28 59V60H29ZM83 59V58H82ZM220 59H222V58H220ZM22 61L21 62H24L23 61V59H21ZM25 60V59H24ZM30 60V61H31ZM69 60V59H68ZM67 60V61H68ZM71 60H73V59H71ZM231 60V59H230ZM245 60V59H244ZM38 61H40L41 62V64L42 65H40V67H37V66H35V65H37L38 64ZM49 61V60H48ZM238 61V60H237ZM246 61V60H245ZM20 62V63H21ZM29 61H27V63H28ZM37 62V63H36ZM73 62H75V61H72L71 63H73ZM82 62H83V60H82ZM81 62V63H82ZM248 62V61H247ZM20 63H18V64H20ZM36 63V64H35ZM25 64V63H24ZM24 64H23V66H24ZM35 64V65H34ZM63 63H61V65H62ZM70 64V63H69ZM68 64V65H69ZM78 64V63H77ZM109 64V63H108ZM107 64V65H108ZM243 64H244V62H243ZM249 64V63H248ZM13 65V64H12ZM47 65V64H46ZM45 65V66H46ZM73 65V64H72ZM75 65H76V63H75ZM81 65H83V64H81ZM80 65V66H81ZM226 66V67H224V66ZM242 65V64H241ZM241 65H239L240 67H241ZM249 65H251V63L249 64ZM15 66V65H14ZM28 66V65H27ZM39 66V65H38ZM49 66V65H48ZM66 66H67V64H66ZM133 66L136 68V66H135V64L133 63ZM228 66H231V67H229L228 68ZM245 66V65H244ZM243 66V67H244ZM253 66V65H252ZM52 69H53V67L52 66H50ZM50 67L48 68V67H45V69H43V70H46V68H48V69H50ZM54 67H55V64H54ZM59 67V66H58ZM57 67V68H58ZM70 66H68V68H69ZM75 67V66H74ZM73 67V68H74ZM249 67V66H248ZM21 68V67H20ZM62 68H63V66H62ZM66 69V71H65V75L67 76V77H69V78H71V77H73V72L71 71V69H73V68H71V69ZM92 68V67H91ZM108 68H109V66H108ZM236 68H238L237 66H236ZM247 68V67H246ZM245 68V69H246ZM55 69V68H54ZM64 69V68H63ZM81 69V68H80ZM80 69L78 70L79 72H80ZM83 69V68H82ZM107 69V68H106ZM234 69V68H233ZM244 69V68H243ZM244 69V70H245ZM249 69V68H248ZM102 70H105V69H102ZM250 70V69H249ZM49 71H51V70H49ZM48 71V72H49ZM59 71H62V69L61 70H59ZM82 71H84V70H82ZM106 71V70H105ZM234 71V70H233ZM251 71V70H250ZM52 72V71H51ZM53 72H55V71H53ZM63 72V71H62ZM111 72V71H110ZM1 73V72H0ZM25 73V72H24ZM85 73V72H84ZM26 74V73H25ZM28 74V73H27ZM50 74H52V73H50ZM81 74V73H80ZM138 74V73H137ZM103 75V74H102ZM61 76V75H60ZM88 76V75H87ZM49 77V76H48ZM81 77V76H80ZM104 77V76H103ZM102 77V78H103ZM76 78H78V77H76ZM49 79V78H48ZM65 79V78H64ZM73 79V78H72ZM93 79V78H92ZM67 80V79H66ZM76 80V79H75ZM78 80V79H77ZM76 80V81H77ZM49 81V80H48ZM58 81V80H57ZM64 81V80H63ZM75 81V82H76ZM83 81V80H82ZM240 81V80H239ZM1 82V81H0ZM50 82V81H49ZM79 82V81H78ZM105 83L103 84V87L102 86H100V87H102V89H105V90H108V91H112V93H114V94H117V98L116 99H114V100H112L111 102H110V100L109 101H107V102H109V104L107 105V107L109 108V107H115V106H117V105H119V104H122V101L123 100H125V99H128L127 98V94H124L123 95V97H122V95L121 94H118L117 93V91L119 90V88H120V90H121V92H123V90H124V84L123 83H121L120 84V86L119 85H117L116 84V82L115 81H111V80H106V81H104ZM46 83L48 84V82L46 81ZM56 83V82H55ZM73 84V83H72ZM4 85V84H3ZM5 86V85H4ZM10 86V85H9ZM48 85H46V87H47ZM88 86V85H87ZM119 86V87H118ZM0 87H1V85H0ZM54 87L55 86H53V89H54ZM68 87V86H67ZM72 87V86H71ZM3 88V87H2ZM6 88V87H5ZM5 88L3 89V90H5ZM66 88V89H65ZM69 88V87H68ZM241 88V87H240ZM7 89H9V88H7ZM11 89V88H10ZM51 90V89H50ZM68 90V89H67ZM75 90V89H74ZM73 90V91H74ZM72 91V92H73ZM75 91H77V90H75ZM7 92H8V90H7ZM15 92V91H14ZM69 92V91H68ZM102 92V91H101ZM100 92V93H101ZM126 92V91H125ZM0 93H2V92H0ZM66 93V92H65ZM75 93V92H74ZM12 94V93H11ZM39 94V95H40ZM73 94V93H72ZM129 94V93H128ZM131 94V93H130ZM136 94V93H135ZM140 93H139V91H137V95H139ZM17 95V94H16ZM93 95V94H92ZM5 96V95H4ZM40 96V97H41ZM140 96V95H139ZM8 97V96H7ZM16 97V99H18V97L17 96H15ZM76 97V96H75ZM116 97V96H115ZM114 97V98H115ZM77 98V97H76ZM98 100L100 99V95H98ZM6 99H8V98H6ZM11 99V98H10ZM67 99V98H66ZM72 99V98H71ZM78 99V98H77ZM81 99V98H80ZM110 99V98H109ZM11 100H13V99H11ZM74 100V99H73ZM73 100H71V101H73ZM76 100V99H75ZM70 101V102H71ZM91 101V100H90ZM89 101V102H90ZM126 101V100H125ZM243 101V100H242ZM241 101V102H242ZM10 102V101H9ZM8 102V103H9ZM15 102H16V100H15ZM15 102H14V104H15ZM18 102V101H17ZM33 102V101H32ZM69 102V101H68ZM69 102V103H70ZM74 102V101H73ZM79 102V101H78ZM82 102V101H81ZM99 102V101H98ZM11 103V102H10ZM65 104H68V103H65ZM74 104V103H73ZM77 104V103H76ZM146 104V105H147ZM239 104V103H238ZM10 105H12V104H10ZM62 105H64V104H62ZM85 105V104H84ZM105 106H106V104H104ZM67 106V105H66ZM75 106V105H74ZM81 107H82V105H80ZM86 106V105H85ZM237 106V105H236ZM78 107V106H77ZM94 107V106H93ZM98 107V106H97ZM178 107H181L180 108V110H178ZM67 108H69L70 109V106H67ZM87 108V107H86ZM99 109L97 110V108L94 110V109H92V110H94L96 113L95 114H98V116H102L103 114H101L102 113V111L103 110H105V107L104 106H99L98 107ZM175 108V109H174ZM63 109V108H62ZM111 109H113V108H111ZM85 110V112H86V110H89V108H87V109H84ZM1 111V110H0ZM81 111V110H80ZM68 112V111H67ZM66 112V113H67ZM84 112V111H83ZM91 112H93V111H91ZM111 112V111H110ZM181 112V113H180ZM62 113H64L63 112V110H62ZM61 113V114H62ZM66 113H65V115H66ZM69 114H70V112H68ZM72 113V112H71ZM73 114V113H72ZM86 114V113H85ZM94 115V114H93ZM112 115V114H111ZM62 115H60V117H61ZM68 116H71V114L70 115H68ZM68 116H66V117H68ZM73 116H75V114H73ZM91 116V115H90ZM78 117H80V116H78ZM174 117V118H175ZM88 118V117H87ZM113 118V117H112ZM171 118H173V117H171ZM170 118V119H171ZM176 118V119H177ZM52 120H50L49 121V127H48V131H47V133L45 134L46 136H44L45 137V139H46V142L48 141V143H50V144H53V146L55 145L54 143H57V144H59V145H61V144H64V149L66 150V146L65 145H67V146H69V147H72V148H70V149H74V150H77L78 148H80L79 146H77V145H74L72 142V140H70V138H68L69 136H65V135H60L59 134V136L57 137V135L56 136H54V135H52V131H53V129L55 130L56 129V123L54 122V119L53 118H51ZM80 119V118H79ZM78 119V120H79ZM86 119V118H85ZM71 120V119H70ZM104 120V119H103ZM69 121V120H68ZM67 121V122H68ZM76 120H74V122H75ZM82 121V120H81ZM91 121V120H90ZM114 121V120H113ZM71 122H73L72 120H71ZM76 123H77V121H76ZM104 123V122H103ZM205 123V122H204ZM83 124V123H82ZM203 124V123H202ZM61 125V124H60ZM66 125V124H65ZM72 126V125H71ZM79 126H80V124H79ZM89 126V125H88ZM110 126V125H109ZM172 125H170V127H171ZM177 126V125H176ZM61 127V126H60ZM59 127V128H60ZM90 127V126H89ZM99 127H101V126H99ZM104 127V126H103ZM162 127H164V126H162ZM78 127H76L75 129H77ZM91 128V127H90ZM94 128H98V126L96 127V126H94ZM65 129V128H64ZM89 129V128H88ZM91 129H93V128H91ZM79 130V129H78ZM99 130V129H98ZM105 130V129H104ZM77 131V130H76ZM93 131V130H92ZM103 131V130H102ZM74 132V131H73ZM79 132H80V130H79ZM91 132V131H90ZM94 132H96V130L94 131ZM101 132V131H100ZM104 133V132H103ZM66 134V133H65ZM76 134H78L77 132H76ZM91 134V133H90ZM90 134H89V136H90ZM98 134V133H97ZM179 134V133H178ZM95 135V134H94ZM103 135V134H102ZM101 135V136H102ZM150 135V134H149ZM152 135V134H151ZM151 135H150V137H151ZM83 136V135H82ZM98 136V135H97ZM100 136V135H99ZM87 137H88V135H87ZM176 137V136H175ZM72 138V137H71ZM77 138V137H76ZM92 138V137H91ZM101 138V137H100ZM98 139V141L100 140L102 143H99V144H103V142L104 141H102L101 139ZM44 139V138H43ZM84 139V138H83ZM111 139V138H110ZM117 139V138H116ZM152 139V138H151ZM154 139V138H153ZM28 140H30V139H28ZM35 140V139H34ZM94 140V139H93ZM96 140V139H95ZM103 140H104V138H103ZM118 140V139H117ZM121 140V139H120ZM122 140H123V138H122ZM147 140V139H146ZM150 140V139H149ZM79 141V140H78ZM78 141H74L75 143H77ZM151 141V140H150ZM150 141L148 142V143H150ZM172 141V140H171ZM29 142H32V141H29ZM29 142H27L28 144H29ZM41 142V141H40ZM114 142V138H113V141H112V143ZM127 142V141H126ZM11 143V142H10ZM44 143V142H43ZM106 143H108V141L106 142ZM111 142L109 143V144H112ZM125 143V142H124ZM123 143V144H124ZM129 143V142H128ZM144 143V142H143ZM173 143V142H172ZM17 144H19V143H17ZM80 144V142L78 143V145ZM126 144V143H125ZM81 145V144H80ZM93 145V144H92ZM24 146V145H23ZM29 146H31V145H29ZM49 146V145H48ZM84 146V145H83ZM87 146V145H86ZM86 146H84L85 148H86ZM101 146H103V145H101ZM148 146H149V144H148ZM18 146L16 145V148H17ZM57 147H58V145H57ZM88 147V146H87ZM93 147V146H92ZM96 147V146H95ZM95 147H93V149L95 148ZM25 148V147H24ZM50 148H51V146H50ZM55 148V147H54ZM59 148V147H58ZM84 148V149H85ZM99 148H100V146H99ZM108 148H110V147H108ZM115 148H116V146H115ZM114 148V149H115ZM33 149V148H32ZM57 149V148H56ZM60 149V148H59ZM98 149V148H97ZM147 149H149L150 150V148L148 147ZM22 150V149H21ZM24 150V149H23ZM26 150V149H25ZM47 150V149H46ZM45 150V151H46ZM58 150V149H57ZM100 150V149H99ZM101 150H102V148H101ZM108 150V149H107ZM118 150V149H117ZM64 151V150H63ZM70 151V150H69ZM68 151V152H69ZM77 151H79V150H77ZM96 151V150H95ZM98 151V150H97ZM103 151V150H102ZM102 151H98L101 155H102ZM113 151V150H112ZM116 150H114V152H115ZM126 151V150H125ZM125 151H124V156H126V153H125ZM48 152H49V149H48ZM56 152V151H55ZM64 152H67V151H64ZM81 152H83V151H81ZM85 152H86V149H85ZM97 152V153H98ZM104 153L103 154H106V152H105V150L103 151ZM109 152V151H108ZM123 152V151H122ZM38 153H40L39 151H38ZM61 153V152H60ZM75 153V152H74ZM119 153V155H120V152H118ZM142 153V152H141ZM77 154H80L79 152H77ZM94 155H95V153H93ZM93 154L92 153H90V155H92L93 156ZM110 154V153H109ZM112 154V153H111ZM115 154H117V153H115ZM67 155V154H66ZM85 156V153L84 154H82V155H73V153H72V151L70 152V153H68V155L67 156H64V157H59V155H57V154H55L54 152L51 154V155H49L48 156V160H49V163H50V169L53 171V173L54 174H56V176H59L60 178H62V179H64L65 181H67V182H70V184H71V182L73 181V180H75V183L76 184H81V183H78L77 181H79V179L81 178H84V182H87V181H85V178H86V180L88 179V180H93L92 182H88V183H90V184H92L94 181H95V183L97 182V183H99L98 182V180L96 181V180H94V179H91L92 177L93 178H95L97 175H98V177H99V175L100 174H98L99 172V170H97L94 166H90L89 167V165H88V163L86 162V160L84 159V156ZM101 155H98V156H100L101 157ZM121 155H122V153H121ZM120 155V156H121ZM43 156V155H42ZM83 156V157H82ZM113 156H115V155H113ZM127 156H128V154H127ZM86 158V157H85ZM104 158V157H103ZM103 158H101V160L103 159ZM119 158V157H118ZM139 158V157H138ZM117 159V158H116ZM55 160V161H54ZM103 160H106V159H103ZM108 160V159H107ZM123 160V159H122ZM141 160V159H140ZM118 161V160H117ZM22 162V161H21ZM112 162V161H111ZM119 162V161H118ZM122 162V161H121ZM120 162V163H121ZM124 162H126V161H124ZM104 163V162H103ZM138 163H140L139 161H138ZM115 164V163H114ZM117 164V163H116ZM115 164V165H116ZM123 165H124V163H123ZM114 165L112 164H107V165H103V168H105V169H109L108 171L109 172H113L114 174H117L118 175V171H115L112 167H113ZM128 166V165H127ZM126 166V167H127ZM136 166V165H135ZM137 166H140V165H138L137 164ZM117 167V166H116ZM112 168V169H111ZM119 168V167H118ZM129 168V167H128ZM122 169H124L123 167H122ZM121 169V170H122ZM139 169V168H138ZM25 170V169H24ZM120 170V169H119ZM10 171V170H9ZM19 171V170H18ZM101 171V170H100ZM107 171V170H106ZM13 172V171H12ZM126 172H127V170H126ZM10 172H8V174H9ZM14 173H16V172H14ZM136 173V175L138 176L139 174L137 173V172H135ZM195 173V172H194ZM8 174H7V178H8ZM18 174V173H17ZM22 174V173H21ZM121 174H123V173H121ZM120 174V175H121ZM127 174V173H126ZM130 174H133V173H130ZM141 174V173H140ZM158 174V173H157ZM156 174V175H157ZM14 175V174H13ZM90 175H92V176H90ZM104 175H105V173H104ZM104 175H103V177H104ZM106 175H108V174H106ZM128 175H129V173H128ZM135 175V174H134ZM133 175V176H134ZM88 176H90V178H88ZM121 176H125V174L124 175H121ZM120 176V177H121ZM141 176V175H140ZM194 176H196L195 174H194ZM6 177V176H5ZM11 177H12V174H11ZM19 177V176H18ZM102 177V176H101ZM108 177H109V175H108ZM111 177H112V179H113V175H111ZM117 177V176H116ZM115 177V178H116ZM118 177H119V175H118ZM117 177V178H118ZM126 177H127V175H126ZM130 177H132L131 175H130ZM155 177V176H154ZM159 177V176H158ZM161 177V176H160ZM172 177V175L170 176V178ZM190 177V176H189ZM105 178V177H104ZM107 178V177H106ZM105 178V180H107ZM134 178H135V176H134ZM157 178V177H156ZM195 178H198L197 176L195 177ZM195 178L193 177V179H194V181H192V179L190 180V182L193 184V182H195ZM9 179V178H8ZM7 179V180H8ZM11 179V178H10ZM95 179H97V178H95ZM101 179V178H100ZM119 179V178H118ZM118 179H116V180H113L114 182H112V183H110L112 180H110V182H109V179L107 180V182H109V183H104V179H103V182H101V183H104L103 184V186H102V188L103 189H105L106 190V187H108L109 188V186H113L114 184H115V182H117L118 181ZM123 179L124 178H122V181H123ZM132 179H133V177H132ZM132 179H130V183H132L131 181H132ZM138 179V178H137ZM137 179H134L133 181H135L136 180V182L138 183V181H139V179H138V181H137ZM158 179V178H157ZM206 179H207V177H206ZM125 180V179H124ZM127 180V179H126ZM160 182H161V178H159L158 179ZM163 180V179H162ZM173 180H175V178L173 179ZM172 180V181H173ZM187 180V179H186ZM211 180H213L214 181V178L213 179H211ZM122 181L121 182H119V183H121L122 184ZM164 181H168V180H164ZM204 181V180H203ZM62 182H63V180H62ZM126 182V181H125ZM129 182V181H128ZM128 182H126V183H128ZM142 182H145V181H142L141 180V182L138 184V185H140L141 186V184H143ZM157 182V181H156ZM156 182H153V183H151L150 185H151V187L150 188H148V186H147V191L145 190L144 191V187H142V189L140 190L141 191V194H142V196L140 197V199H139V196H140V194H137L138 196V199L135 201V198H136V196L134 195V193H131L130 192V195H134V197H132V198H134V200H132V198L130 199V198H128V200L130 199V200H132V201H130L129 200V202L131 203V202H133V201H135L134 203H132L131 205H128V206H126L125 205V203H124V205L126 206V208L125 209H122V207L124 206H122L121 207V210H118L119 208H120V205H119V208L117 209H114L115 210V212H116V210L117 211H119L118 212V214H117V217H116V219H115V221H114V223H113V225H112V227H113V231H114V237L119 241L121 238H123V237H125L126 236V234L127 233H129L131 230H133V228H135V227H137L138 225H140V224H142L143 223V221L144 220H147V218L149 217V218H152V217H154V216H158V217H160V215H162L161 214V211L163 210L164 212H165V210H167V209H165V208H170V209H173V212H174V210L175 211H178V209L176 210V209H174V208H177L179 205H178V203L179 202H181V206L182 205H184L183 204V202L185 201L184 199H185V197H182L181 196V193L180 192H182V193H184L183 191H184V189H183V191H180L179 193L180 194H178V195H176L173 199H170L169 198V200L170 201H167L168 200V198L167 197H165L166 198V200L165 201H167V202H165L164 201V199L165 198H162L163 196H162V194H160L159 192L161 191H159V186H158V183H160V182H158V183H156ZM187 182H189V178H188V181ZM199 182V181H198ZM206 182V181H205ZM209 182V180L206 182L208 185L209 184H211V183H208ZM212 182V181H211ZM216 182V181H215ZM217 182H219V181H217ZM216 182V183H217ZM250 182H251V180H250ZM252 182H254V181H252ZM251 182V183H252ZM26 183V182H25ZM32 183V182H31ZM65 183V182H64ZM88 183H86L87 184V186L86 187H89V185H88ZM96 183V184H97ZM124 183V182H123ZM129 183V184H130ZM175 183H176V181H175ZM175 183H173L172 182V185L170 184V182L169 183H167V184H170L169 185V187L171 186L173 189H175L174 187H175V185L177 186V184H175ZM204 182H202L201 183V185L203 184ZM212 183H214V182H212ZM215 183V184H216ZM251 183H250V185H251ZM56 184V183H55ZM54 184V185H55ZM85 184V183H84ZM128 184V185H129ZM166 183H165V185H167ZM173 184H175L174 186H173ZM215 184H212V185H214L213 186V188H215V189H217V187H215ZM248 184H249V181H248ZM48 184H46V186H47ZM75 185V184H74ZM125 185V184H124ZM127 184L125 185V187L126 186H128ZM146 185V184H145ZM152 185H153V187H152ZM189 186H190V184H188ZM198 185H200L199 183H198ZM206 185V184H205ZM207 185V186H208ZM17 186V185H16ZM59 186V185H58ZM81 186V185H80ZM79 186V187H80ZM92 187H93V184L91 185ZM95 186V185H94ZM117 186H119V184H116V186L114 185V187H116L117 188ZM134 187L136 186V188H137V185H133ZM168 186V185H167ZM193 186H194V184H193ZM218 186V185H217ZM27 187V186H26ZM53 187V186H52ZM67 187V186H66ZM121 187V186H120ZM131 187V186H130ZM164 187H166V186H163V189L162 190H167V189H165ZM203 187H204V185H203ZM202 186H201V189L203 188ZM209 187V186H208ZM220 187V186H219ZM251 187V186H250ZM45 188V187H44ZM49 188V187H48ZM71 188V187H70ZM81 188H83V187H81ZM94 188V187H93ZM101 188V187H100ZM101 188V189H102ZM133 188V187H132ZM135 188V189H136ZM158 188V189H157ZM166 188H168V187H166ZM172 188H170V191H172L171 189ZM177 189L176 190H178V188L179 187H176ZM193 188V189H192ZM196 188H199V187H192L191 186V189L192 190H194L195 191V189ZM207 188V187H206ZM211 188V187H210ZM213 188H212V190H213ZM252 188V187H251ZM256 188V187H255ZM15 189V188H14ZM18 189V188H17ZM46 189V188H45ZM53 189V188H52ZM84 189H85V187H84ZM100 189V190H101ZM111 189L112 188H110V190H107V192L109 191V194H108V196H111L110 194H112V191H111ZM114 189V191H115V188H113ZM121 189H125L124 188V186L123 187H121ZM127 189V188H126ZM156 189L159 191H157L162 197V200L164 201V203H163V201H160V202H162V203H159L158 201L159 200H161V199H156L157 198V195L159 196V194H157V193H155V195H154V191L156 192ZM200 189V188H199ZM200 189V190H201ZM254 189V188H253ZM16 190V189H15ZM68 190H70V189H68ZM88 190H92V188L90 189V188H88ZM88 190H85V192H87ZM95 190V189H94ZM104 190V191H105ZM129 190V189H128ZM134 190V189H133ZM137 190H139V189H137ZM196 190H198V189H196ZM200 190H198V191H196L195 193L197 194V196H193L192 195V193L190 192V194H188V196H190V197H192V200H194V198L195 197H198L199 195L198 194H200ZM211 190V191H212ZM14 191V190H13ZM52 191V190H51ZM78 191H80V190H78ZM111 191V192H110ZM117 191H122V190H118L117 189ZM135 191V190H134ZM140 191L138 192V191H136V193H140ZM168 192H169V190H167ZM216 193L215 194H217L218 192L216 191V190H214ZM214 191H213V193H214ZM259 191V190H258ZM12 192V191H11ZM19 192V191H18ZM26 192V191H25ZM30 192H31V190H30ZM45 192H46V190H45ZM56 192V191H55ZM76 192V191H75ZM90 193H91V191H89ZM89 192H88V194H89ZM95 192H96V190L94 191V195H95ZM98 192H99V188H98ZM98 192H96V193H98ZM103 192V191H102ZM100 193V194H103V193ZM163 192V191H162ZM173 192H176L175 190H173ZM208 193V192H210V190L208 189L207 191H205V188H204V190H203V192L201 193L202 194V197L201 198H204V199H206V195L207 194H205V193ZM252 192H253V190H252ZM3 193V192H2ZM15 193V192H14ZM29 193V192H28ZM53 193V192H52ZM51 193V194H52ZM64 194H66L65 192H63ZM62 193V195H64ZM70 193V192H69ZM115 193V192H114ZM125 193V192H124ZM135 193V194H136ZM144 193V194H143ZM171 193V192H170ZM178 193V192H177ZM212 193V195L214 196L215 194H213ZM9 194H10V192H9ZM20 194V193H19ZM19 194H17V195H19ZM22 194H23V192H22ZM25 194V193H24ZM40 194V193H39ZM54 194V193H53ZM84 194V193H83ZM120 194V193H119ZM175 194V193H174ZM187 194H182L183 196L185 195V196H187ZM196 194H194V195H196ZM201 194H200V196H201ZM203 194H205V196H203ZM209 194V193H208ZM6 195V194H5ZM15 195V194H14ZM13 195V196H14ZM28 195H30L29 196V198H28V196H24V199H21L20 200V198H19V200H15V198H14V204H12L11 206L9 205V207L10 208H8V210H6V212L8 211V216L6 215V217H8V219H9V221H10V223L9 224H7V222H6V224H5V220H3L2 222H1V224H0V245L2 246V245H7V244H11L12 242H13V234H15V232H17V231H19V229H23L24 231H26L28 234H31L32 232H33V230L37 227V225L39 224V222H40V219H39V210L40 211H44L43 209V206H42V208L40 207V209L39 210H37V209H35V208H33L32 206L34 205H32V203H34L33 201H35V200H32V198H30L31 197V194H28ZM60 195H61V193H60ZM59 195V196H60ZM71 195V194H70ZM75 196H76V194H74ZM73 195V196H74ZM90 195V194H89ZM93 195V194H92ZM91 195V196H92ZM104 195H105V193H104ZM101 196L100 198L102 199V201H103V198L104 197H106V196ZM107 195V194H106ZM114 196L113 197H115L116 198V196L117 195H115V194H113ZM128 195V194H127ZM129 195V196H130ZM163 195H165V194H163ZM166 195H167V193H166ZM170 195V194H169ZM218 195V194H217ZM217 195H215V196H217ZM8 196V195H7ZM9 196H11V195H9ZM8 196V197H9ZM22 196V195H21ZM38 196V195H37ZM36 196V197H37ZM47 196V195H46ZM74 196V197H75ZM81 196H82V194H81ZM88 196V195H87ZM90 196V197H91ZM200 196L198 197V198H200ZM210 196H211V192H210ZM254 196H256V195H252V197L251 198H253ZM6 197V196H5ZM34 197V196H33ZM57 197V196H56ZM67 197V196H66ZM65 196H64V198H65V204H66V200H67V198H66ZM83 197V196H82ZM95 197H99L98 195H95ZM94 197V198H95ZM119 197V196H118ZM123 197V196H122ZM156 197V198H155ZM194 197V198H193ZM247 197V196H246ZM256 197H259V196H256ZM255 197V198H256ZM4 198V197H3ZM11 198H12V196H11ZM35 198V197H34ZM61 199H62V196L60 197ZM159 198V197H158ZM180 198L181 199H183V202L182 201H180ZM198 198H196L197 200H198ZM210 197H208V199H209ZM237 198V197H236ZM236 198H234V199H236ZM239 198V197H238ZM244 198V197H243ZM242 198V199H243ZM250 198V199H251ZM18 199V198H17ZM36 200L38 199V197L37 198H35ZM55 198H53V201H57V199H55ZM69 199V198H68ZM77 199H78V197H77ZM99 199V198H98ZM111 199V198H110ZM124 199V198H123ZM233 199V200H234ZM241 199V198H240ZM240 199L238 200V201H235V203L237 204L236 206H234V211L236 210V209H241L242 210V207H243V205H242V203H243V201H244V205H246V204H250L251 205V200H249V198H247L246 200H241L240 201ZM259 199V198H258ZM91 200V199H90ZM95 200H97V199H95ZM113 200V199H112ZM126 200V199H125ZM127 200V201H128ZM188 200H189V202H190V204H191V206H193L192 204L193 203H191V202H194V201H190L191 200V198H188ZM200 200V201H199ZM198 201H196V203H194V205H196L198 202L200 203L201 202V199H199ZM212 200V199H211ZM214 200V199H213ZM211 201V202H214V201ZM232 200V202H234ZM249 201V203H247L246 201ZM254 200V199H253ZM253 200H252V202H253ZM257 200V199H256ZM31 201H32V203H31ZM42 202H43V200H41ZM73 201L74 200H72V203H73ZM83 201V200H82ZM126 201V202H127ZM209 201H210V199H209ZM209 201L207 202H204V203H206V204H208L209 203ZM217 201V200H216ZM240 201V202H239ZM5 202V201H4ZM12 201H10V203H11ZM52 202V201H51ZM75 202V201H74ZM96 202V201H95ZM100 202H101V200H100ZM98 200H97V202H96V204L95 205H97V204H99L100 203ZM111 202V201H110ZM119 202V201H118ZM189 202H187V205L189 204ZM242 202V203H241ZM245 202H246V204H245ZM8 203V202H7ZM7 203L6 204H4L5 205V207H6V205H7ZM44 203V202H43ZM80 203V202H79ZM198 203V204H199ZM202 203V202H201ZM200 203V204H201ZM234 203V204H235ZM255 203V202H254ZM39 204V203H38ZM37 204V205H38ZM45 204V203H44ZM52 204L54 205V203L52 202ZM51 204V205H52ZM55 204H56V202H55ZM64 205V201L62 202L61 201V205ZM89 204V203H88ZM109 205V203H105L104 205ZM190 204L188 205V206H190ZM206 204H203V205H206ZM50 205V204H49ZM48 205V206H49ZM100 205V204H99ZM99 205H97V208H98V206ZM106 205V206H107ZM209 205V204H208ZM232 205H233V203H232ZM231 205V206H232ZM242 205V207L240 208V206ZM254 205H257V204H254ZM1 206V208H3L4 206H2V205H0ZM8 206V205H7ZM47 206V205H46ZM56 206H59L60 207V205H57L56 204ZM65 207H66V205H64ZM94 206V205H93ZM110 206H111V204H110ZM184 206H186V204L184 205ZM188 206H186V207H188ZM196 206H198V205H196ZM202 206V205H201ZM230 206V210H231V207ZM247 206V205H246ZM39 206H37V208H38ZM50 207H52V208H54L53 206H50ZM95 207V206H94ZM94 207H92V208H94ZM58 208V207H57ZM64 208V207H63ZM184 208V207H183ZM246 208V207H245ZM244 208V209H245ZM255 208V207H254ZM50 210H51V208H49ZM56 209V208H55ZM66 209V208H65ZM80 209H81V207H80ZM103 209V208H102ZM101 209V210H102ZM170 209L169 210H167V211H170ZM222 209V208H221ZM1 210V209H0ZM54 210V209H53ZM57 211H58V209H56ZM63 210V209H62ZM61 210V211H62ZM100 210V211H101ZM181 211H182V209H180ZM247 210V209H246ZM64 211V210H63ZM162 211V212H163ZM166 211V213L164 214L165 216H167L166 214L168 213ZM212 210H210L209 212H211ZM215 211V210H214ZM228 211H229V209H228ZM238 211V210H237ZM45 212V211H44ZM78 212H79V210H78ZM98 212H99V210H98ZM216 213H217V211H215ZM225 212H227V211H225ZM232 212V210L230 211V213ZM240 212H242V211H240ZM257 212V211H256ZM114 213V212H113ZM170 213V212H169ZM168 213V214H169ZM182 212H179V214H181ZM204 213V212H203ZM202 213V214H203ZM229 213V214H230ZM236 213V212H235ZM235 213H233V214H235ZM239 215H240V213H239V211L237 212ZM236 213V214H237ZM54 214V211H53V213H52V215ZM61 214V213H60ZM62 214H63V212H62ZM95 213H93V215H94ZM101 214V216L100 217H102V212L100 213ZM173 213H172V211H171V214H169V217L172 215ZM177 214V213H176ZM205 214V213H204ZM203 214V216H205V218H210V219H212L211 218V216L207 213V215H209V217L205 214L204 215ZM218 214V213H217ZM225 214H227V213H225ZM224 214V215H225ZM228 214V215H229ZM235 214V215H236ZM237 214V215H238ZM247 214V213H246ZM40 215H42V212H40ZM44 215V214H43ZM99 215V214H98ZM163 215V216H164ZM212 216H213V213L211 214ZM216 215V214H215ZM214 215V216H215ZM236 215V216H237ZM45 216H46V214H45ZM57 216V215H56ZM177 216V215H176ZM175 216V217H176ZM186 216V215H185ZM207 216V217H206ZM230 216H231V214H230ZM242 216V215H241ZM247 216H249L248 214H247ZM251 216V215H250ZM255 216V215H254ZM259 217H261V219H262V217H263V215H258ZM1 217V216H0ZM94 217V216H93ZM98 218H100L99 216H97ZM96 217V218H97ZM112 217H114V216H112ZM173 217V216H172ZM179 217V216H178ZM189 217V216H188ZM193 217V216H192ZM195 217V216H194ZM216 217V216H215ZM225 217V216H224ZM239 216H237V218H238ZM252 217V216H251ZM251 217H249V218H251ZM2 218V217H1ZM41 218V217H40ZM97 218V219H98ZM148 218V219H149ZM166 218V217H165ZM180 218V217H179ZM182 218H184V217H182ZM191 218V216L189 217V219ZM229 218H231V217H229ZM245 218V217H244ZM248 218V217H247ZM109 219L110 220H114L113 218L111 219V215H110V217H109ZM158 219H161V218H158ZM195 219H197V217L195 218ZM198 219H201V218H198ZM217 219V218H216ZM225 219H226V217L224 218V220H222V221H225ZM234 219H236V218H234ZM259 219V218H258ZM257 218H256V220H258ZM261 219H259L260 221H262ZM43 220V219H42ZM44 220H45V218H44ZM43 220V221H44ZM202 221H203V219H201ZM219 220V219H218ZM221 220V219H220ZM249 220V219H248ZM251 220V219H250ZM7 221V220H6ZM162 221V220H161ZM196 220H194V222H195ZM202 221H200V222H202ZM244 221V223H246L245 222V220H243ZM260 221H256V224L258 223L259 224V222ZM53 222V221H52ZM107 222V221H106ZM155 222V221H154ZM197 222V221H196ZM199 222V223H200ZM215 222V221H214ZM230 222V221H229ZM232 222H233V220H232ZM239 222V221H238ZM250 222V221H249ZM44 223V222H43ZM99 223H101V220L99 221ZM198 223V224H199ZM205 224H206V221L204 222ZM204 223H203V225H204ZM220 224H221V222H219ZM234 223V222H233ZM237 223V222H236ZM248 223V222H247ZM45 224H46V220H45ZM44 224V225H45ZM48 224V223H47ZM225 224H226V222H225ZM229 224V223H228ZM232 224V223H231ZM235 224V223H234ZM249 224H251V223H249ZM255 224V223H254ZM40 225V224H39ZM145 225H147V224H145ZM200 225V224H199ZM209 225V224H208ZM208 225H207V227H208ZM43 226V225H42ZM46 226H48V225H45V227ZM53 225H51V227H52ZM58 226H61V225H59L58 224ZM141 226V225H140ZM139 226V227H140ZM201 226V225H200ZM205 226V225H204ZM227 226V225H226ZM235 226V225H234ZM241 226H243V228H245L246 226H245V224L243 225H241ZM250 226V225H249ZM255 226V225H254ZM44 227V228H45ZM50 227V226H49ZM138 227V229L136 230V231H138L140 228ZM141 227H144L143 225L141 226ZM202 228H203V226H201ZM48 228V227H47ZM53 228V227H52ZM198 228H200V227H198ZM202 228H200V230L202 229ZM206 228V227H205ZM231 228V227H230ZM255 228H259V227H255ZM41 229V228H40ZM136 229V228H135ZM215 229V228H214ZM224 229V228H223ZM226 229H228V228H226ZM236 229V228H235ZM45 230H47V229H45ZM53 230V229H52ZM58 230H60L59 228H58ZM203 230V229H202ZM218 230V229H217ZM225 230V229H224ZM61 231V230H60ZM136 231H134V232H136ZM198 231V230H197ZM207 231V228H206V230H205V232ZM220 231V230H219ZM239 231V230H238ZM263 231V230H262ZM10 233L9 235L7 234V233ZM46 232V231H45ZM44 232V233H45ZM56 232H58V231H56ZM85 232V231H84ZM233 232V231H232ZM258 233V232H257ZM256 233V234H257ZM263 233V232H262ZM19 234H20V232H19ZM60 236H61V234H60V232L58 233ZM131 234V233H130ZM230 234V233H229ZM256 234H254V233H252V235H256ZM17 235V234H16ZM44 235H46V233L44 234ZM68 235V234H67ZM81 235V234H80ZM159 235V234H158ZM157 235V233H156V236L155 237H157L158 236ZM204 235H205V233H204ZM263 235H264V233H263ZM51 236H52V233H51V231H48V233H47V237H46V242H43V243H41L40 245H39V247H38V249H35V252H34V257H35V261L37 262L39 259H41L40 257H44V258H46V257H48V256H50L52 253H51V249H52V244H51V242L49 241L50 240V238H51ZM79 236V235H78ZM152 236H154V235H152ZM200 236V235H199ZM229 236V235H228ZM16 237V236H15ZM20 237V236H19ZM63 237V238H62ZM61 238L62 239H64V236H62ZM68 237V236H67ZM71 237V236H70ZM162 237H163V235H162ZM162 237H158L157 239H159V241L158 242H160V238H162ZM264 237V236H263ZM196 238V237H195ZM195 238H194V241H197V240H195ZM251 238V237H250ZM258 238V237H257ZM18 239V238H17ZM42 239H44V238H42ZM66 239V238H65ZM64 239V240H65ZM79 239H80V237H79ZM144 239V238H143ZM170 239V238H169ZM172 239H173V237H172ZM199 239V238H198ZM247 240H249L248 238H246ZM28 240V239H27ZM81 240V239H80ZM129 240V239H128ZM60 241V240H59ZM58 241V242H59ZM73 241V240H72ZM75 241V240H74ZM73 241V242H74ZM103 241V240H102ZM147 241V240H146ZM146 241H144V242H146ZM151 241H153V240H151ZM161 241H162V239H161ZM164 241H165V238H164ZM168 241H170V240H168ZM198 241H201V239L200 240H198ZM252 241V240H251ZM262 241H264V240H262ZM30 242V241H29ZM64 242H66V241H64ZM71 242V241H70ZM166 242H167V239H166ZM171 242V241H170ZM169 242V243H170ZM225 241H223V243H224ZM230 242H231V240H230ZM115 243V242H114ZM121 243H122V241H121ZM139 243H143V242H139ZM152 243H154V242H152ZM157 243V242H156ZM162 244H164L165 242H161ZM161 243H160V245H161ZM172 243V242H171ZM227 243V242H226ZM67 244V243H66ZM65 244V245H66ZM111 244V243H110ZM129 244V243H128ZM159 244V243H158ZM166 244V243H165ZM175 244H177L176 246L178 247L179 245H178V243L177 242H175ZM12 245V244H11ZM67 245H69V243L67 244ZM71 245H72V243H71ZM77 245V243L76 244H74V245H72V246H70L69 245V249H71V247H73V249H74V246H76ZM101 245V244H100ZM132 245V244H131ZM149 245V244H148ZM152 245V244H151ZM154 245V244H153ZM160 245H159V247H160ZM225 243H224V247H225ZM19 246H20V244H19ZM25 246V245H24ZM78 246V245H77ZM102 246V245H101ZM116 246V245H115ZM155 246H156V244H155ZM158 246V245H157ZM157 246H156V248H157ZM166 246H167V244H166ZM165 246V247H166ZM169 246V245H168ZM167 246V247H168ZM54 247V246H53ZM105 247V246H104ZM142 247V246H141ZM150 247V246H149ZM175 247V246H174ZM182 247V246H181ZM221 247H222V245H221ZM229 247V246H228ZM233 246H231V248L229 247L228 249H230V250H226V251H231V249L233 250L232 251V253L234 252V248H236V247H239L240 248V245H237L236 247H234V248H232ZM241 247H242V244H241ZM33 248H34V246H33ZM68 248V247H67ZM121 248V247H120ZM148 248V247H147ZM155 248V249H156ZM220 248V247H219ZM31 249V248H30ZM30 249H28V250H30ZM54 249V248H53ZM63 249V248H62ZM73 249H71L73 252H74V255H75V253H81L80 251H81V249L79 248V250H77L78 249V247H77V249L76 250H73ZM158 249V248H157ZM162 249H164V248H161V250ZM175 249H177L176 247H175ZM175 249H173V250H175ZM180 249V248H179ZM59 250H61V248L59 249ZM64 250V249H63ZM67 250V249H66ZM124 249H122V251H123ZM127 250V249H126ZM151 250V249H150ZM165 250V249H164ZM167 250V249H166ZM170 250V249H169ZM181 251H182V249H180ZM180 250H178V252L180 251ZM220 250V249H219ZM245 249H243V251H244ZM251 250V249H250ZM250 250H248V252H250ZM8 251H10V250H8ZM30 251H33V250H30ZM54 251V250H53ZM71 251V254L73 253ZM75 251H79V252H75ZM104 251V250H103ZM115 251V250H114ZM155 251V250H154ZM153 251V252H154ZM156 251H158V250H156ZM177 251V250H176ZM184 251V250H183ZM235 251L237 252V254H238V250L237 249H235ZM6 252V251H5ZM109 252V251H108ZM132 252V251H131ZM149 252V251H148ZM184 252H186V251H184ZM184 252H182V254H184ZM235 252V253H236ZM252 252V251H251ZM11 253V252H10ZM58 253H60V251L58 252ZM66 253V252H65ZM67 253H68V251H67ZM84 253H85V251H84ZM102 253V252H101ZM110 253H112L113 254V252H112V250L110 251ZM110 253H108L109 255H107L106 257H104V260H103V262L101 263V264H129L127 261H125V259L123 260V259H121L120 258V256L118 257V255H116L115 253H118V252H116L115 251V255H112V254H110ZM127 253V252H126ZM156 253V252H155ZM170 253H171V250H170ZM172 253H174V252H172ZM171 253V254H172ZM218 253H220V252H218ZM234 253V254H235ZM240 253V252H239ZM254 253H256V251L254 252ZM253 252L251 253V254H254ZM12 254V253H11ZM23 254V253H22ZM31 254V253H30ZM61 254V253H60ZM106 254V253H105ZM125 254V253H124ZM129 254H132V253H130V251H129ZM165 254V253H164ZM166 254H167V252H166ZM171 254H168L167 256L166 255H164V256H166V257H164L161 253L160 254H157V257H161V260H162V258H163V260H162V263L161 264H174L173 263V259H171ZM181 254V253H180ZM179 254V255H180ZM240 254H243L242 252L240 253ZM248 254H250V253H247V250L245 251V255L244 256H247ZM251 254H250V256H251ZM13 255H15L14 253H13ZM68 255V254H67ZM66 255V256H67ZM111 255V256H110ZM134 255V254H133ZM132 255V256H133ZM178 255V254H177ZM186 255V254H185ZM258 255V254H257ZM9 256V255H8ZM7 256V257H8ZM30 256V255H29ZM71 256V255H70ZM69 256V258H72V256H73V254H72V256L70 257ZM77 256V257H76ZM76 256H74V258L76 257V259H78L79 257H78V254L76 255ZM127 256V255H126ZM152 256H154V255H152ZM231 256H232V254H231ZM231 256H229V257H231ZM234 256V255H233ZM240 256V255H239ZM249 256V257H250ZM16 257V256H15ZM63 257V256H62ZM61 257V258H62ZM129 257V256H128ZM181 257V256H180ZM184 257H187V258H189L188 257V255H186V256H184ZM183 257V260L185 259ZM241 257V256H240ZM260 257V256H259ZM259 257H256V259L258 258V260H259ZM18 258V256L16 257V259ZM57 258H59V257H57ZM61 258H59V259H61ZM67 258V257H66ZM86 258V257H85ZM123 258V257H122ZM179 258V257H178ZM241 258H243V257H241ZM255 258V257H254ZM264 258V257H263ZM55 259V258H54ZM158 259L159 258H156V259H154V257H151V258H149L146 262H145V264H154V262L155 261H158ZM190 259V258H189ZM232 261H231V260ZM229 259V262L231 261V262H233V264H235L236 263V261L234 262V259H232V258H230ZM256 259H255V261H256ZM33 260V259H32ZM53 260V259H52ZM62 260H63V262L65 261L64 259H61L60 261H61V263L63 264V262H62ZM67 260V259H66ZM69 260V259H68ZM79 260V259H78ZM82 260V259H81ZM135 260V259H134ZM195 260V259H194ZM236 260H238L237 258H236ZM249 259H247V261H248ZM133 260H131L130 259V262H132ZM187 261V260H186ZM186 261H184V262H186ZM191 261V260H190ZM197 261V260H196ZM226 261V260H225ZM228 261V260H227ZM250 264H253V261L254 260H252L251 258H250ZM249 261H248V263H249ZM1 262V261H0ZM11 262V261H10ZM33 262V261H32ZM39 262H40V260H39ZM58 262V261H57ZM68 262V261H67ZM66 261H65V263H67ZM224 262V261H223ZM239 262V264H241V262H240V260L238 261ZM238 262H237V264H238ZM12 263V262H11ZM14 263V262H13ZM12 263V264H13ZM55 263V262H54ZM60 263V264H61ZM136 263V262H135ZM182 263V262H181ZM192 263V262H191ZM193 263L194 264H199V261H198V263H196V262H194L193 261ZM201 264H202V261L200 262ZM245 263H246V259H245ZM2 264V263H1ZM7 264V263H6ZM56 264H58V263H56ZM76 264V263H75ZM131 264H134V263H131ZM138 264V263H137ZM185 264V263H184ZM216 264V263H215ZM255 264V263H254Z\"/></svg>",
    "mask_w": 264,
    "mask_h": 264
}]
</instances>
